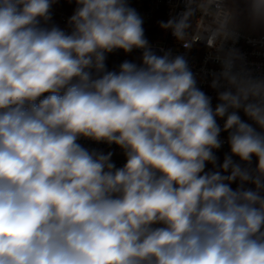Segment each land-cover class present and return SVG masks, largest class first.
<instances>
[{"label":"clouds","instance_id":"obj_1","mask_svg":"<svg viewBox=\"0 0 264 264\" xmlns=\"http://www.w3.org/2000/svg\"><path fill=\"white\" fill-rule=\"evenodd\" d=\"M57 2L0 0V264H264V79L218 57L213 107L183 55L152 49L128 0H74L67 31L50 25ZM185 2L160 27L220 50L236 8L217 4L216 28L189 39ZM243 3L264 24V0ZM134 49L141 63L107 68Z\"/></svg>","mask_w":264,"mask_h":264},{"label":"built area","instance_id":"obj_2","mask_svg":"<svg viewBox=\"0 0 264 264\" xmlns=\"http://www.w3.org/2000/svg\"><path fill=\"white\" fill-rule=\"evenodd\" d=\"M217 4H221V8L224 10L230 9L228 0H196L197 11L191 19L192 28L189 29L191 32L189 39L207 37L210 31L216 28L214 19L221 10L216 7ZM128 5L144 17L143 24L157 22L159 25L158 36L153 40H148L152 49L157 54H162V51H171L173 56L183 55L196 77L197 86L212 98L213 107L219 102L217 100L218 91L225 90L224 88L213 89L211 87L214 76L222 71L221 59L218 57L233 52L238 57L235 62L236 70H243L254 79H264V34L248 32L232 24L230 29L233 35L227 40L217 42L220 50L209 48L206 39L198 40L193 43L190 49H185L182 43L172 35L170 29L166 30L160 27L161 21L167 22L186 9L185 0H128ZM201 5L203 7H200ZM241 6L246 12L243 0H241ZM51 14L50 25H56L66 31L69 30L67 21L73 13L64 8L53 6ZM115 52L120 54L119 62L116 65H106L109 70H118L119 65L125 60L137 64L141 63L142 50L134 49L127 54L122 50ZM239 114L242 119L247 120L242 111ZM218 123L221 127L223 126V120H218ZM220 138L223 145L221 149L216 150V155L219 162L222 163L225 154L230 153V148L227 143V133L222 132ZM79 142L89 150L94 149L104 153L113 152L112 160L117 167H121L125 163L122 150L116 145H108L103 142L96 143L83 138Z\"/></svg>","mask_w":264,"mask_h":264},{"label":"trees","instance_id":"obj_3","mask_svg":"<svg viewBox=\"0 0 264 264\" xmlns=\"http://www.w3.org/2000/svg\"><path fill=\"white\" fill-rule=\"evenodd\" d=\"M241 5V0H228V6L230 9H234L237 8ZM54 7H61L66 9L67 11L73 13L74 9L76 7L74 0H72V2H69V0H62V1H58L57 3H55L53 5ZM159 25L157 24V22H150V23H146L143 24V28H144V34H145V38L147 40H153L155 38H157L158 33H159ZM258 30L260 31V33L264 34V24L258 23ZM119 58H120V54L117 52H113L107 55V59H106V65H116L119 62ZM255 166V159L253 161V167ZM209 169H211V165L208 166ZM233 188L236 187V184L232 185ZM246 187H254L253 185H246Z\"/></svg>","mask_w":264,"mask_h":264},{"label":"rangeland","instance_id":"obj_4","mask_svg":"<svg viewBox=\"0 0 264 264\" xmlns=\"http://www.w3.org/2000/svg\"><path fill=\"white\" fill-rule=\"evenodd\" d=\"M236 10H237V13H236L235 20L233 22L234 25H236L240 29L248 31V32L260 33V31L258 30V27H259L258 23L254 24L249 19L247 12L244 11V9L241 5L239 7H237ZM140 16L144 21V17L142 15H140Z\"/></svg>","mask_w":264,"mask_h":264}]
</instances>
